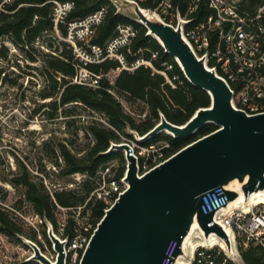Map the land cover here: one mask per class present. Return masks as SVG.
Wrapping results in <instances>:
<instances>
[{
  "label": "water",
  "instance_id": "obj_1",
  "mask_svg": "<svg viewBox=\"0 0 264 264\" xmlns=\"http://www.w3.org/2000/svg\"><path fill=\"white\" fill-rule=\"evenodd\" d=\"M119 10L135 11V19L148 30L167 54L178 63L188 82L205 91L209 107L200 108L184 125L161 116L160 122L142 138L146 142L162 134L190 139L206 125L217 129L179 150L169 160L139 175L135 158L127 157L125 182L128 189L105 211L80 264H176L187 258L186 239L195 231L208 239L216 232L231 244L218 226L212 227L215 213L205 214V201L227 194L230 200L250 202L253 193L264 191V114L247 115L233 105L229 86L198 59L178 30L147 15L133 0H109ZM141 21V23L139 22ZM168 131V132H167ZM113 144L107 153L127 150ZM237 182L233 187L231 183ZM49 239L57 253L51 262L33 242L31 261L66 264L65 244L49 227ZM178 248L170 255L175 245Z\"/></svg>",
  "mask_w": 264,
  "mask_h": 264
},
{
  "label": "trees",
  "instance_id": "obj_2",
  "mask_svg": "<svg viewBox=\"0 0 264 264\" xmlns=\"http://www.w3.org/2000/svg\"><path fill=\"white\" fill-rule=\"evenodd\" d=\"M178 1L181 14H185L187 3L184 0ZM74 4L72 12L68 15L65 23L55 25L53 11L56 3ZM141 8L154 10L153 0L139 2ZM264 6V0H241L239 11L241 14H254ZM103 8L108 12L101 24L95 27V34L90 39V45L99 48L105 45L118 35V25H132L138 29V36L132 43L124 47L121 53L124 62L128 65L134 63L138 58L151 61L157 70H164L162 63L166 62L173 66V70L167 72L171 77L179 74L183 80V85L173 89L166 84L165 77L155 72L151 67L142 65L134 70H125L116 58H107L100 63H87L77 57L73 45L67 41L69 35V24L83 20L88 16L97 13ZM212 14L208 0H203L197 12L194 14L195 24L202 23L206 17ZM50 33L61 34L65 49L57 55H49L45 61L49 70L47 79L55 83L53 93L44 98H54L53 105L63 107L72 103H80L91 109L105 119L110 125L97 121L90 125L88 133L94 138V145L83 157L74 155L66 146L60 149L61 156L65 162L63 172L65 175L84 174L89 180L84 184L83 190L86 195L74 191H56L53 194L47 192L45 187L36 183L28 171L17 175L14 179L15 186L25 188L27 200L32 204L35 213L48 220L53 227L58 230L55 210L57 207L77 209L84 205L94 189L91 187V180L95 179L107 164L114 158L120 157V153L112 151L107 153L112 143H121L120 134L127 128L137 131L140 135H145L151 131L159 122L163 115L169 122L176 125L186 124L200 108L210 106V96L200 89L193 87L184 76L178 63L167 54L160 43L148 35V30L130 17L118 12V9L109 0H0V55L7 56L8 48L4 45V38H8L14 46L25 49L39 43L41 39ZM80 45L81 43H77ZM45 45H43L44 48ZM52 49L53 45H47V49ZM58 49L56 48L55 51ZM88 51H91L88 49ZM158 52L157 60L152 59V53ZM86 69L98 76H101L99 87H90L74 82L79 70ZM111 71H120L114 84L107 79V74ZM0 71V77H1ZM57 87L60 89L57 90ZM112 91L113 93H111ZM123 96L127 101H143L149 111L148 121H137L125 112V109L116 95ZM217 129L209 124L199 130L190 139H179L171 136L162 138L159 134L144 144L168 141L174 152H177L193 141L211 134ZM124 157V156H123ZM124 160V159H122ZM125 172V166L121 167L116 174L120 179ZM83 193V192H81ZM91 208L94 218L93 228H96L104 217L107 205L104 201H96L93 198L86 207ZM74 220L67 223L65 235L73 237ZM22 229L5 211L0 209V234L7 237H17L22 234ZM253 250L243 254L247 264H258V258L254 257Z\"/></svg>",
  "mask_w": 264,
  "mask_h": 264
},
{
  "label": "built area",
  "instance_id": "obj_3",
  "mask_svg": "<svg viewBox=\"0 0 264 264\" xmlns=\"http://www.w3.org/2000/svg\"><path fill=\"white\" fill-rule=\"evenodd\" d=\"M133 1L139 5V2L145 0ZM184 1L187 3L185 14H181L176 0H153L156 8L147 11L163 24L175 30L181 28L183 39L197 58L205 59L207 67L229 86L236 109L251 116L264 114V6L254 14H241L239 11L241 0H208L212 14L202 23L195 24L193 16L203 0ZM73 8L74 4L71 2L56 3L53 11L55 25L57 26L60 22L65 23ZM107 12V8H103L83 20L69 24L67 41L73 45L78 58L87 63H100L107 58H116L125 70H134L147 65L163 75L166 84L173 89L183 85L179 74H173L171 77L167 74L173 70V66L166 62L161 64L164 70L155 69L151 61L142 58H138L130 65L124 62L121 50L129 46L139 33L138 29L132 25H118V35L103 48L90 45V39L95 34V27L102 23ZM77 28H83L84 33L76 32ZM158 57V52L152 53V59L157 60ZM100 80L101 76L86 69H81L74 78L75 83L94 88L99 87ZM124 109L134 119L149 118L148 108L138 114L132 112L127 105H124ZM99 120L110 127L104 118ZM136 135L141 138L144 136L137 131H132L129 137L121 136L122 140L119 144L127 145V150L123 151L125 159L126 161L127 157L136 159L140 176L160 166L178 152H174L171 144L166 140L146 145L145 142L138 140ZM126 173L127 167L124 175L117 179L109 166L101 169L99 174L102 176V183L94 189L90 199L104 201L108 210L128 189V184L125 182ZM237 199L230 200L224 193L210 198L202 206L205 214L215 213L212 227L218 226L226 234L230 240L231 250L227 247L225 239L216 232H213V236L221 242L219 245L205 241L197 230L193 237L199 236L202 242L187 248L186 260L189 264H247L243 254L249 250L255 253L254 257L258 258V264H264V204L256 205L251 201L236 204ZM74 223L72 238L65 235L66 223L59 229L61 235H56L65 244L66 264L81 263L82 256L97 229V227L93 228L91 223H82L79 220ZM50 225L52 228V224ZM177 248L176 244L171 256ZM45 256L51 262H56L57 255Z\"/></svg>",
  "mask_w": 264,
  "mask_h": 264
},
{
  "label": "rangeland",
  "instance_id": "obj_4",
  "mask_svg": "<svg viewBox=\"0 0 264 264\" xmlns=\"http://www.w3.org/2000/svg\"><path fill=\"white\" fill-rule=\"evenodd\" d=\"M118 12L135 19L131 8L118 9ZM75 31L82 34L85 30L77 28ZM4 45L8 53L7 56L0 55V209L9 214L23 232L17 237L0 234V264H38L31 261L34 252L29 242L35 243L44 255H57L49 239L51 223L35 213L26 198L25 188L15 186L13 181L26 169L32 179L50 194L76 190L79 195H86L83 188L89 178L81 173L65 175L60 149L64 145L74 155L83 157L94 145L89 127L100 120L83 104L72 103L56 108L53 105L55 97L44 98L53 93L55 85L47 79L48 72H54L46 66L45 61L50 59L46 55H57L65 49L61 34H46L39 43L24 50L14 46L8 38H4ZM47 45H53V48L47 49ZM119 72L107 74L110 83H115ZM59 90L57 87L56 91ZM116 96L123 107L127 105L134 113H143L147 109L143 101L131 102L123 96ZM148 119L135 120L141 123ZM132 131L135 130L127 128L122 132L121 140V136L129 137ZM161 135L162 138L170 136L165 132ZM116 152L121 156L107 164L113 175L121 167H127L123 151ZM101 181L102 176L98 175L91 180V187H99ZM92 192L86 203L76 210L57 207L58 230L70 219L93 224L91 208L86 207ZM52 229L55 235H61L56 227L52 226Z\"/></svg>",
  "mask_w": 264,
  "mask_h": 264
},
{
  "label": "bare ground",
  "instance_id": "obj_5",
  "mask_svg": "<svg viewBox=\"0 0 264 264\" xmlns=\"http://www.w3.org/2000/svg\"><path fill=\"white\" fill-rule=\"evenodd\" d=\"M132 11H133V13H135V11L133 9H132ZM144 13L147 14L148 16L152 15V13H150L148 11H144ZM139 22L141 23V21H139ZM168 133L171 134L170 132H168ZM231 186L236 187V186H238V183L237 182H233V183H231ZM250 198H251L250 201L252 202V204H256V205L257 204H264V191H259V192L253 193ZM241 202H243L242 198L237 199L236 204L241 203ZM208 241H211L213 243V245H219L221 243L213 235L208 239ZM200 242H202V240L199 238V236L193 237L192 234H191L185 241V247L186 248H191V247H194L197 243H200ZM170 255H172V251H171ZM34 262L42 264L40 260H34ZM176 264H189V262L185 258H179L177 260Z\"/></svg>",
  "mask_w": 264,
  "mask_h": 264
}]
</instances>
